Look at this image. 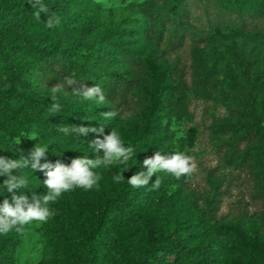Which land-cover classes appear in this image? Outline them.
Instances as JSON below:
<instances>
[{
	"label": "trees",
	"instance_id": "trees-1",
	"mask_svg": "<svg viewBox=\"0 0 264 264\" xmlns=\"http://www.w3.org/2000/svg\"><path fill=\"white\" fill-rule=\"evenodd\" d=\"M196 1L205 7L206 26H200L192 7ZM34 2L0 0V157L30 158L34 147H42L47 153L41 164L95 159L90 142L97 134L71 131L81 124L103 127V135L120 129L134 149L126 164L92 169L100 177L92 189L76 187L47 205L53 215L41 223L63 238L71 253L68 264H107L106 248L115 232L128 248L130 233L137 240L127 264H264V79L251 81L238 117L212 125L215 134L236 133L246 139L251 194L263 205L258 217L220 219V185L213 182L200 201L184 193L190 175L177 179L157 172L144 187L128 183L147 170L142 167L145 158L157 151L167 155L173 146L175 132L167 122L177 112L182 72L169 55L189 37L248 35L264 28V0H142L127 3L118 13H104L97 0H40L48 11L40 12L39 19L35 13L40 3L32 7ZM53 14L60 24L48 28ZM66 76L88 87L99 85L105 100H85L71 87L54 93L52 87ZM54 103L59 111L52 110ZM131 110L138 117L125 128L122 120ZM109 112L115 115L106 116ZM65 126L67 134L60 130ZM23 131L39 135L32 140ZM13 174L25 178L27 186L10 193L3 184L7 177L0 176V206L5 199L13 203V193L27 195L29 202L33 194L41 199L48 194L43 172L29 165ZM118 174L119 181L114 179ZM157 179L158 188L153 187ZM173 185L177 189L171 192ZM71 200L90 213L87 222L78 221L77 253L64 220ZM20 242L11 233L0 234V264H19L15 252Z\"/></svg>",
	"mask_w": 264,
	"mask_h": 264
},
{
	"label": "rangeland",
	"instance_id": "rangeland-1",
	"mask_svg": "<svg viewBox=\"0 0 264 264\" xmlns=\"http://www.w3.org/2000/svg\"><path fill=\"white\" fill-rule=\"evenodd\" d=\"M97 1L102 4L104 13L110 9L118 13L127 3L142 0ZM192 7L201 19L200 26H206L209 21L204 5L196 1ZM169 58L182 72V78L177 87V112L167 122L175 132L173 146L167 155L184 153L192 156L196 165V171L184 186V193L202 201L204 195L210 194L212 183L216 182L224 191L220 219L235 222L249 215L258 217L263 205L251 194L252 179L247 168L251 160L250 153L246 152L247 141L236 133L215 134L212 125L216 121L238 117L251 81L255 77L264 79V28L248 35L219 34L200 40L189 37ZM136 113L131 110L124 116L122 124L125 128L137 120ZM114 132L125 147L130 146L124 131L116 129ZM179 133H183L181 138L186 139L185 143L177 138ZM22 134L27 137L39 135L26 131ZM176 189L177 186L173 185L170 191ZM89 217L90 213L72 200L66 206L64 220L73 233L71 248L75 253L80 245L78 221L87 222ZM50 230L41 222H33L23 226L22 232L15 229L8 232L21 238L15 252L19 264H68L70 250L63 238ZM113 236H117L116 240ZM129 236L132 243L128 248L118 232L112 234L106 248L109 251L107 264L128 263L126 257L133 252L137 241L135 235L130 233ZM124 251H129V254Z\"/></svg>",
	"mask_w": 264,
	"mask_h": 264
},
{
	"label": "clouds",
	"instance_id": "clouds-1",
	"mask_svg": "<svg viewBox=\"0 0 264 264\" xmlns=\"http://www.w3.org/2000/svg\"><path fill=\"white\" fill-rule=\"evenodd\" d=\"M40 0H35L32 7H36ZM47 8L40 3L39 11L35 13L37 19L40 18V12H47ZM60 24V18L53 14L47 22L46 26L52 28ZM71 87L72 92L76 96H80L85 100L98 98L100 102L105 100L103 90L99 85L92 87L86 86L83 82L75 79L74 77L66 76L52 87V91L59 92L65 88ZM59 105L53 104L52 110L59 111ZM106 116L115 115V113H105ZM64 133L69 132L67 126L60 129ZM71 131L82 136H87L89 133H96L97 137L90 142V146L97 154L95 159L88 157L74 158L70 165H65L60 161L55 164L51 162L40 163L41 158L46 159L47 150L42 147H34L30 152V158L21 157L20 159H10L0 157V176H5L3 184L8 192H13V189H20L26 187L28 181L22 176L13 174L17 170L26 168L29 165L36 171L44 173L46 179L44 185L47 187L48 194L43 195L42 199L33 194L31 202L27 195H12L13 203H9L7 199L4 200L3 205L0 206V234H6L12 229L17 232L23 231V226L31 223L32 221L47 222L53 215L47 205L54 202L63 192L71 191L76 187L90 190L93 186L97 185L100 177L94 173L92 169L101 165L109 166L114 163L126 164L132 157L134 149L131 146L125 147L116 132L111 131L110 134H104L103 127H86L82 124L79 126L73 125ZM103 135V139H100ZM183 136V133L178 134V139ZM28 138L35 140V134ZM16 143H20L19 140ZM103 150V156L99 155ZM143 168L146 171H139L134 174L128 183L133 188L144 187L149 184L151 178L157 172H168L173 174L177 179L181 176L191 175L196 171V165L192 156L186 155L181 152H174L172 155H162L157 151L152 157L145 158L143 161ZM122 174H118L114 179L119 181ZM153 187H159V179Z\"/></svg>",
	"mask_w": 264,
	"mask_h": 264
}]
</instances>
